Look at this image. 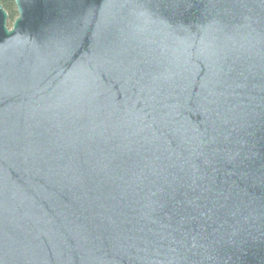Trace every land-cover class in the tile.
<instances>
[{
  "label": "water",
  "instance_id": "water-1",
  "mask_svg": "<svg viewBox=\"0 0 264 264\" xmlns=\"http://www.w3.org/2000/svg\"><path fill=\"white\" fill-rule=\"evenodd\" d=\"M0 4V264H264V0Z\"/></svg>",
  "mask_w": 264,
  "mask_h": 264
},
{
  "label": "trees",
  "instance_id": "trees-1",
  "mask_svg": "<svg viewBox=\"0 0 264 264\" xmlns=\"http://www.w3.org/2000/svg\"><path fill=\"white\" fill-rule=\"evenodd\" d=\"M0 4L8 13V24L10 25L17 16L15 4L13 0H0Z\"/></svg>",
  "mask_w": 264,
  "mask_h": 264
}]
</instances>
